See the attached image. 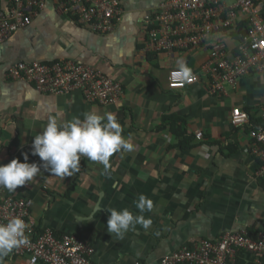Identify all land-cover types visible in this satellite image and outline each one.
Masks as SVG:
<instances>
[{
	"label": "crops",
	"instance_id": "1",
	"mask_svg": "<svg viewBox=\"0 0 264 264\" xmlns=\"http://www.w3.org/2000/svg\"><path fill=\"white\" fill-rule=\"evenodd\" d=\"M119 1L122 20L109 33L61 13L49 1L34 14L31 25L0 43V164L14 158L23 161L27 153L29 162L42 165L39 156L32 154V143L57 114L68 120L87 111L112 112L123 135L131 137L134 150L113 154L110 163L115 171L105 172L103 165L82 157L80 175L60 178L41 167L32 182L15 192L0 188V194L30 198L39 229L78 234L95 248L99 264H162L183 245L216 239L226 231L252 234L254 228L260 236L264 233V178L255 175L259 164L249 133L233 125L232 110L251 107L257 117L262 113L264 73L253 71L237 84H227L226 92L212 94L207 80L185 92L169 91V71L176 67L199 71L209 50H155L158 59L151 61L144 21L167 0ZM10 4L11 0H0L2 8ZM259 4L264 15V0ZM236 33L232 29L224 36L227 46H237ZM59 59L81 61L122 81L120 100L101 105L87 101L80 90L49 93L9 75L11 67L22 61ZM168 114L184 116L196 134L208 130L225 146L231 141L238 144L239 151L225 157L218 145L185 152L172 148L177 140L163 123ZM75 181V188L65 195ZM117 182L119 190L113 187ZM140 194L153 201L152 211L143 213L151 217V227L145 230L137 225L123 239L109 233L108 209L127 207L140 214L134 204ZM0 264H26V260L13 250L0 258Z\"/></svg>",
	"mask_w": 264,
	"mask_h": 264
},
{
	"label": "built area",
	"instance_id": "2",
	"mask_svg": "<svg viewBox=\"0 0 264 264\" xmlns=\"http://www.w3.org/2000/svg\"><path fill=\"white\" fill-rule=\"evenodd\" d=\"M49 1H54L61 13L76 14L78 20L101 33L113 31L124 12L119 0H11L8 7H0V43L31 25L34 14ZM260 7L259 0H234L233 4L228 0H167L147 16L144 28L148 51L207 48L210 52L200 72L172 68L167 75L168 90L185 92L197 82H206V77L210 92L215 94L226 92L225 86L237 84L241 76L253 71L264 73V15ZM245 18L249 19L247 33L237 46H227L224 36L232 29L238 33V23ZM9 75L29 80L49 93L79 89L87 101L101 105L117 102L124 93L121 81L77 61H22L11 67ZM258 118L261 122L254 126L249 112L240 107L232 110L233 125L251 127V151L259 164L255 175L264 178V110ZM31 211L30 198L0 194V223L19 216L28 225V244L14 249L26 264H99L95 248L87 240L74 232L57 235L48 228L39 230ZM263 258L264 233L255 237L242 230L194 241L192 246L169 254L162 264H264Z\"/></svg>",
	"mask_w": 264,
	"mask_h": 264
},
{
	"label": "clouds",
	"instance_id": "3",
	"mask_svg": "<svg viewBox=\"0 0 264 264\" xmlns=\"http://www.w3.org/2000/svg\"><path fill=\"white\" fill-rule=\"evenodd\" d=\"M62 60L77 61L83 66L101 71L75 59H59L47 64H55ZM203 80H206V77ZM77 90L79 89L69 92ZM120 106L117 105L118 108ZM198 133L201 135L199 136ZM198 133V138L202 139L203 132ZM133 150L134 145L131 142V137L123 135V127L117 115L112 112L87 111L82 114V117L73 116L68 120L63 119L62 114H57L48 119L46 126L39 134L35 135L32 143V154L39 156L42 165L29 162L27 153L23 154V161L20 158H14L7 164H0V188L15 192L18 186H24L37 178L41 167L48 170L51 175L60 178L74 176L80 170L82 157L93 164L103 165L105 172H108L109 169L115 171L110 163L113 154ZM113 187L119 190L121 185L117 182L113 184ZM134 204L140 214H134L127 207L123 210L108 209L110 212L107 221L109 233L123 239L124 235L129 230H134L137 225L142 226L145 230L151 227L153 223L151 217L146 218L143 213L152 211L153 201L144 194H140ZM27 229L28 225L25 220L19 216L9 219L7 223H0V258L8 256L14 249L28 244Z\"/></svg>",
	"mask_w": 264,
	"mask_h": 264
},
{
	"label": "trees",
	"instance_id": "4",
	"mask_svg": "<svg viewBox=\"0 0 264 264\" xmlns=\"http://www.w3.org/2000/svg\"><path fill=\"white\" fill-rule=\"evenodd\" d=\"M68 15L70 17L72 16L73 18H76V19L78 18V15L73 14V13H69ZM248 23H249L248 18H245L244 21H240L238 23V33H236V37L238 39H240L243 34L247 33ZM148 54H149V59L151 61L156 62L155 60L158 59L157 54L154 53V51H149ZM199 69H200V67H199ZM250 74H252V73H250ZM242 77L243 76H241L240 78H242ZM246 111L250 113L251 121H252L253 125L257 126L261 122L260 119L253 113V111H257V110L249 107L246 109ZM163 123L165 124V126L169 127L171 133L174 135L175 139L177 140V142L172 145V148L179 149L182 152L183 151L184 152L185 151H192L193 149H196L197 147H200L201 145H209V146L210 145H218L220 147L219 153L221 155H224L225 157H231V155L237 153L240 149V146L238 144L232 142V141L230 143H228L226 146L223 145V143L220 140L213 139L211 136V133L208 130L203 131V138L199 139L195 130H192L189 127L188 120L182 115H178V114L165 115L163 118ZM250 129H251L250 126L246 127L247 131H249ZM0 135H1V131H0ZM16 143H18V142H16ZM80 173H81V167H80V170L77 173V175H80ZM76 185H77V182L75 181L73 186L71 187V189H69L67 194H65V195L70 194V192H72V190L75 188ZM51 196L56 197V195L52 194V193H51ZM39 230H42V229H39ZM250 230H251L253 236H255V237L258 236L257 230H255L254 228H252ZM190 246H192V244H190ZM263 260H264V258H263Z\"/></svg>",
	"mask_w": 264,
	"mask_h": 264
}]
</instances>
